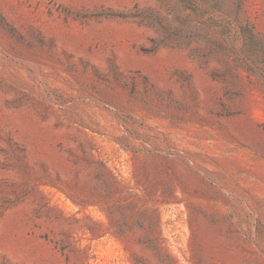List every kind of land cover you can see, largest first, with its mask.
Returning a JSON list of instances; mask_svg holds the SVG:
<instances>
[{
    "label": "rangeland",
    "instance_id": "374dc122",
    "mask_svg": "<svg viewBox=\"0 0 264 264\" xmlns=\"http://www.w3.org/2000/svg\"><path fill=\"white\" fill-rule=\"evenodd\" d=\"M0 264H264V0H0Z\"/></svg>",
    "mask_w": 264,
    "mask_h": 264
}]
</instances>
